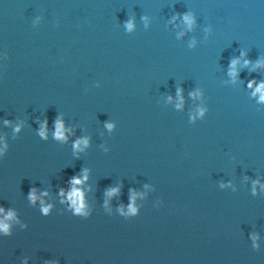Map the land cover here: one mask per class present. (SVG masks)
Wrapping results in <instances>:
<instances>
[{"label":"water","instance_id":"1","mask_svg":"<svg viewBox=\"0 0 264 264\" xmlns=\"http://www.w3.org/2000/svg\"><path fill=\"white\" fill-rule=\"evenodd\" d=\"M262 83L264 0H0V264H264Z\"/></svg>","mask_w":264,"mask_h":264},{"label":"clouds","instance_id":"2","mask_svg":"<svg viewBox=\"0 0 264 264\" xmlns=\"http://www.w3.org/2000/svg\"><path fill=\"white\" fill-rule=\"evenodd\" d=\"M185 21L189 24V26L192 25L193 23V19L191 16L185 15L184 17ZM127 27L129 28V30L132 29L133 24L131 22L128 23ZM239 63L238 60H233L232 61V65H231V75L235 76L236 73V65ZM249 61H245V64H248ZM254 82L249 84V87H252V84ZM256 92L261 93V100L264 101V83H262L257 89ZM6 123H10L8 121H6ZM56 131H55V137L58 140H66L67 137L65 135V127H64V122L60 119L56 120ZM107 127L109 129H111L113 127V125L108 124ZM17 131H19V128H17ZM40 135L42 137H47V121H45L44 125L41 128L40 131ZM81 145H84L85 147L88 145V139H81V140H77L74 144V148L76 150H82ZM87 175L84 176V180H87ZM71 184L73 185L72 191L68 193V199L72 202L73 206H75L76 212L77 213H82L83 209H84V193L78 189L76 187V185H80L83 183V181L79 178V177H73L72 180L70 181ZM118 189H112L111 192L109 193V195L115 194L116 192H118ZM44 195H47V193L45 192ZM61 195H64L63 190H61ZM29 199L35 203V201L38 199L37 195H36V190L32 189L29 193ZM43 203V202H42ZM51 206H47L43 208V212L45 213V215L48 214L49 210H50ZM4 209L0 208V212H3ZM131 211L135 212V208H132ZM14 213L13 212H9L7 214V217L5 218L6 220H11L14 217ZM10 228V225L4 221H0V230H3L5 233H8Z\"/></svg>","mask_w":264,"mask_h":264}]
</instances>
